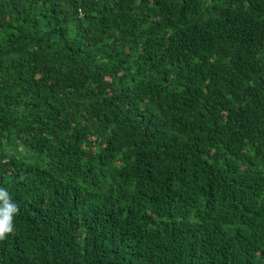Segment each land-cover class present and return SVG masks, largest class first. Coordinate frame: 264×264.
<instances>
[{
    "label": "trees",
    "instance_id": "trees-1",
    "mask_svg": "<svg viewBox=\"0 0 264 264\" xmlns=\"http://www.w3.org/2000/svg\"><path fill=\"white\" fill-rule=\"evenodd\" d=\"M0 264H264V0H0Z\"/></svg>",
    "mask_w": 264,
    "mask_h": 264
},
{
    "label": "clouds",
    "instance_id": "clouds-1",
    "mask_svg": "<svg viewBox=\"0 0 264 264\" xmlns=\"http://www.w3.org/2000/svg\"><path fill=\"white\" fill-rule=\"evenodd\" d=\"M18 211L19 205L5 188L0 187V240L14 231V217Z\"/></svg>",
    "mask_w": 264,
    "mask_h": 264
}]
</instances>
